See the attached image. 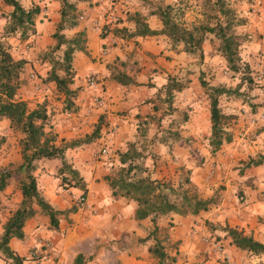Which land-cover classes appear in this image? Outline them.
Wrapping results in <instances>:
<instances>
[{
  "label": "crops",
  "instance_id": "crops-1",
  "mask_svg": "<svg viewBox=\"0 0 264 264\" xmlns=\"http://www.w3.org/2000/svg\"><path fill=\"white\" fill-rule=\"evenodd\" d=\"M77 4L80 19L78 18V24L71 29V33L84 29L86 41L85 53L75 51L72 56L74 76L71 77L68 86L77 90L76 97L73 99L76 111L67 112V116L71 114L72 117L65 120L66 123L64 122L63 126L56 124L53 133L56 134L57 141L65 142L73 137L74 131L79 130L78 127L83 121L100 118L105 121V125L100 126L99 132L103 133L95 144H99L98 147L105 146L108 152L119 150L123 153L126 151L128 143L135 142L137 144L136 138H144L147 135L149 139H153L154 131L159 132L160 125L155 121L160 116L164 118L165 115L160 113L157 105L159 103L166 106V102L163 100V87L167 84L168 79L173 77L174 69L177 70L176 66L177 63H180V57L184 59V52L180 51L177 56L164 35L132 38H120L111 33L101 35L98 26H94L95 21L91 22L90 19H86L85 13L88 12V9L83 10L84 6L80 3ZM237 12L239 11L237 10ZM141 13L146 15V22L150 28H160V23L154 15H147V12ZM237 16L242 17L241 14ZM51 17L50 24L56 23L57 14ZM121 25L130 27L126 23ZM242 25L235 28L236 33L245 34L239 31V27ZM45 28L48 31V27H42V31H46ZM50 39L52 38L50 37ZM203 47L204 45L201 46L202 50ZM112 70L125 73L136 84L122 85L115 82L111 77ZM89 73L96 74L97 82L94 86L85 84V76ZM36 87L38 88V86ZM97 97L100 98L99 103L94 105L93 99ZM85 112L91 113V115L87 116ZM111 125L115 127V131L108 135L109 138H106L105 132ZM141 125L143 128L140 127ZM138 130L143 131L141 135L138 134L139 136L135 135ZM142 140L144 139H140V143ZM176 141L175 144L182 145L184 138L179 136ZM229 142H225V144H229ZM170 143L171 141L163 137L148 141L146 146L152 147L153 145L156 151L163 152V147ZM85 145L83 144V146ZM80 146L67 149L65 157L79 172L84 182L86 190L84 196L89 207L85 208L80 205L74 213H69L66 216L61 215L63 219L59 216L57 229H49L47 218L40 213H35L33 217L25 221L22 227L23 238H11L8 243L15 254L25 258L22 264H73L74 257L78 253L83 257V264H192L199 258L198 254L210 253L212 247L217 252V258L226 264H248L245 260V253L255 257L257 261H260L259 264L264 263V253L251 254L234 247L225 232L218 229L220 225L223 228L226 224L264 243V186H260L261 180L258 177L255 187H245L243 202L235 205L232 203L229 206L216 203L210 206L211 209L208 208L212 211L209 219L218 226V228L209 231L210 234L207 235L213 234L215 237L209 239L204 238V227L201 231V224L197 219L205 211L185 216L174 213L158 215L154 222L149 217L135 219L133 213L137 206L136 202L124 197H112L107 183L103 180L102 176L108 171L110 162L102 159L92 162L88 158L70 157L75 154V150H79ZM260 154L264 155V152H260ZM111 155L113 163L121 166L118 155ZM163 158L166 163H171L170 167L182 163L180 158H173L172 155L165 154L160 157V159ZM14 159L16 163L20 162L19 155ZM44 159L40 158L36 161V169L33 171L38 188L55 208L62 210L65 207H70L81 195L82 190L75 187L59 188V180L54 174L60 162L48 163ZM151 166L153 167V162ZM256 168L264 171V163ZM151 172L155 174L150 178L152 180L166 174V177L176 174L175 169L158 171L157 168L151 169ZM71 195L73 201H71ZM20 198L18 187L12 181L8 182L0 193V205L5 206L3 214L5 216L2 218L0 215V233L3 222L17 206ZM165 222L173 223L175 234H171L170 239L172 241L180 238L181 245L174 248L173 252H169L163 244L168 259L159 263L149 254L147 248L153 244L154 238L157 239L156 232L162 230ZM153 225L157 229L151 234ZM147 236L149 237L146 238ZM219 237H221L222 243H219ZM139 238L146 239L143 242H138ZM32 250L37 253L36 259L28 256ZM0 264L10 263L0 256Z\"/></svg>",
  "mask_w": 264,
  "mask_h": 264
},
{
  "label": "rangeland",
  "instance_id": "rangeland-1",
  "mask_svg": "<svg viewBox=\"0 0 264 264\" xmlns=\"http://www.w3.org/2000/svg\"><path fill=\"white\" fill-rule=\"evenodd\" d=\"M18 1L24 8L33 5L39 7L40 13L35 21L36 32L26 40H19L16 37L0 39L9 45L8 51L13 59H23L25 61L19 75L20 86L17 89L16 98L25 100L29 108L34 107L42 100L46 101L48 117L45 120L44 128L46 131L53 132L56 124L63 126L66 123L65 120L72 117L71 114L67 116V112L63 110V95L56 91L53 83L44 81L50 64L39 57L43 52H47L53 44L50 37L54 31L55 23L50 24L49 20L55 14H57L58 19L59 3L55 0ZM151 1L161 5L169 4L172 7L173 17L185 26L198 24L199 20L202 19V3L205 0ZM79 3L84 6L83 10L88 9V12L85 13L86 19H90L91 22L95 21L94 26H98L100 34L104 33L107 25H112L115 18H123L125 11L138 10L143 13L148 11L140 4L139 0H85ZM231 6L236 14H241L244 19L245 24L239 27V31L245 33L249 38V41L240 44L238 48V72L232 74L227 70L224 60L218 52L219 41L213 35L205 34L202 44L204 45L203 53L199 55L196 52L189 54L184 52V59L180 57V63H177V66L175 65L177 70L174 69L171 80L177 81L184 87L179 91L172 92V100L168 107L165 104L158 103L157 105L160 113L164 114L165 117L161 118L160 116L155 121L160 125V129L159 132L154 131L155 137L153 136V139L164 137L171 143L163 147V152H160L156 151L153 145L152 147L146 146L148 141L153 140L149 139L147 135L144 138H136L137 144L134 142V150L139 154L134 163L144 169L142 173L138 172L137 175L151 178L155 175L152 174L154 172H151V169L158 168V171L162 169L172 171L175 169V175L166 177V174L161 178H155V180L159 182L170 180L176 183L178 177L181 180L187 178L188 184L193 187L200 197L208 198L214 195L218 200L217 205L222 203L223 206L243 202L245 187H255L257 177L261 180L260 186H264V171L256 167L246 168L244 165L248 158L257 157L260 152H264V0H252L251 2L233 0ZM9 10L10 7L4 5L0 0V20L4 23L5 14ZM92 14L95 15L90 16ZM4 23L0 24V33ZM42 27H48V31L45 28L46 31L43 30V32ZM71 31V29H65L62 32L66 36H71ZM172 49L177 55L181 51V45H176ZM55 56L60 57V52L57 51ZM92 74L94 73L85 76V84L88 85L87 80L90 76L95 77V83L97 82L96 74ZM73 76L74 73L71 77ZM199 76H202L205 82L211 85L234 87L239 84L240 86L238 96H219L218 103L221 111L233 116L225 126L232 140L229 144L223 143L215 152H211L208 145V100L204 89L199 84ZM35 86H38V88L35 89ZM97 99L100 98L97 97ZM97 99H93L94 105L99 103ZM85 115L89 116L91 113L85 112ZM94 120L91 118L83 121L78 127L79 130L74 131L73 137L65 142L89 135L97 122L101 126L105 125L103 119ZM140 127L143 128V125ZM173 132L184 138L182 145L175 144L177 137L173 135ZM102 133L99 132L92 142L80 146L79 150H75V154L70 157L88 158L92 162L101 159L110 162L105 175H112L120 166L113 163L111 154L118 155L120 152L119 150L107 151L105 154H101L97 151L99 144L97 145L95 142ZM141 133L143 131L138 130L135 135L139 136ZM157 133L159 135H156ZM21 136L20 132L13 131L8 127L7 119L5 121L0 120V137L3 138V142L0 144V171L7 165L13 169L18 164L14 158L19 155L18 140ZM140 139L144 140L140 143ZM165 154L172 155L176 159L180 158L182 163L170 167L171 163H166L164 158L160 159ZM44 161L48 163L60 162L57 158H45ZM152 162L153 167L151 166ZM57 178L59 180V177ZM11 181L17 187L14 179H8V182ZM59 188L66 189L67 187L59 184ZM70 198L73 201L72 195ZM77 201H79L78 198L75 199V202ZM217 205L214 207L216 208ZM1 208H4V210H1ZM210 209L202 212V215L197 218L202 226V228L200 226L201 231L204 227V238L209 239L214 237L213 234L207 235L210 234L209 231L218 228L209 219L212 214ZM4 213L5 206L0 205L2 218L5 216ZM60 218L63 219L62 216ZM174 227L172 222H165V226L161 228L162 230L156 232L157 239L162 245L164 244L169 252H173L174 248L181 245L180 238L172 241L170 239V235L175 234ZM218 229L221 230L222 226L220 225ZM218 239L220 240L221 237ZM173 243H176V245L174 246ZM219 243H222L221 240ZM216 254L215 248L212 247L210 253L198 254L199 258L192 264H226L218 259ZM207 255L209 257H206ZM28 256L32 258L37 256V253L32 250L28 253ZM245 260L248 264H259L260 262L248 253H245Z\"/></svg>",
  "mask_w": 264,
  "mask_h": 264
},
{
  "label": "trees",
  "instance_id": "trees-1",
  "mask_svg": "<svg viewBox=\"0 0 264 264\" xmlns=\"http://www.w3.org/2000/svg\"><path fill=\"white\" fill-rule=\"evenodd\" d=\"M58 1V20L54 25L51 34L53 40L47 52L39 57L50 64L49 70L44 78L45 82L53 83L57 92L63 95V110L66 112L76 111L73 99L77 90L69 88L72 71V56L75 51L85 53L86 33L79 29L71 36H66L62 31L73 29L78 24L80 16L76 4L85 0H55ZM140 4L147 8V15H154L159 23V29H152L146 22V15L138 10L125 11L124 17H117L112 25H107L104 33H111L120 38H132L135 36L164 35L171 44V47L181 45V51L202 54L201 46L205 34L213 35L218 41V52L224 60V65L232 74L238 72L240 44L249 41L245 34L235 32V28L244 24V19L237 16L231 6V0H205L202 3V19L198 24L185 26L179 23L172 14V7L169 4H158L151 0H139ZM251 2V0H247ZM3 4L10 7L5 14V23L0 33V38L16 37L19 40H26L34 35L35 21L40 13L37 5L24 8L18 0H2ZM126 23V25H118ZM9 45L0 39V120L7 119L8 127L13 131L22 134L18 140L20 162L11 169L8 165L0 171V193L6 187L8 179L16 181L20 192V201L10 212L3 222L0 233V256L8 260L10 264H22L25 258L18 256L9 247L11 238L22 239V227L35 213H40L48 220L49 229H57L58 218L69 213H74L80 206V201L73 202L66 209H57L51 205L43 196L37 186L33 171L36 169V161L40 158L60 160V165L55 176L59 177V184L65 187H75L82 190L81 196L85 195L84 182L79 172L66 159L65 151L83 144L92 142L99 133L100 123L97 122L91 133L83 138L73 139L68 142L57 141L56 134L46 131L45 120L48 117L46 101L42 100L29 108L25 100L16 98L17 89L20 86V72L25 63L23 59H13L8 51ZM59 51L60 57L55 56ZM112 79L122 85H133L135 81L128 75L118 70H112ZM200 86L204 89L208 100L209 135L208 145L211 152H215L220 146L231 140L230 133L225 129L226 124L233 118L231 114L221 111L218 99L219 96L235 97L239 95V84L234 87L224 85H211L205 82L202 76L198 77ZM184 86L177 81L168 79L163 87L166 106L172 100V92L179 91ZM264 129V128H263ZM175 137H179L173 132ZM3 138L0 137V144ZM134 143H128L127 149L118 154V161L122 164L112 175H104L103 180L107 183L112 197H124L134 200L137 204L133 216L135 219L149 217L153 222L158 215L169 213L185 215H196L199 211H205L217 203L214 195L208 198L200 197L193 187L188 184V179L179 178L176 183L167 180L159 182L148 176L137 175L142 173L134 161L139 157L134 150ZM264 163V155L248 158L245 167H256ZM185 184V186H183ZM157 227L153 225L151 234ZM222 230L229 238L230 243L251 254L264 253V243L244 234L241 230L229 227L226 224ZM147 236L146 238H148ZM146 238H139L143 242ZM177 243V242H176ZM176 243H173L175 246ZM149 254L156 258L159 263L168 259L164 246L154 238L153 244L148 246ZM37 257H33L36 259ZM81 254H76L73 264H83ZM90 258V257H89ZM88 258V259H89ZM172 259V258H169ZM264 264V263H261Z\"/></svg>",
  "mask_w": 264,
  "mask_h": 264
},
{
  "label": "built area",
  "instance_id": "built-area-1",
  "mask_svg": "<svg viewBox=\"0 0 264 264\" xmlns=\"http://www.w3.org/2000/svg\"><path fill=\"white\" fill-rule=\"evenodd\" d=\"M115 19H116V18H115ZM92 75H94V74H92ZM87 82H88V85H89V86H94V85H95V77L90 76L89 79L87 80ZM36 88H37V87L35 86V89H36ZM96 99H97V98H96ZM97 100L99 101V99H97ZM114 131H115V127L112 126V125L109 126L108 129H107V131H106V136H105V137H106V138H109L108 135L114 133ZM97 151L100 152L101 154H105V153L107 152V149H106L105 146H100V147L97 149ZM77 198H78V200L82 203V205H83L85 208L89 207V205L86 204L85 196H81V195H79ZM218 250H220V247H218ZM223 258H225V256H223Z\"/></svg>",
  "mask_w": 264,
  "mask_h": 264
},
{
  "label": "clouds",
  "instance_id": "clouds-1",
  "mask_svg": "<svg viewBox=\"0 0 264 264\" xmlns=\"http://www.w3.org/2000/svg\"><path fill=\"white\" fill-rule=\"evenodd\" d=\"M3 23H4V21L0 20V24H3Z\"/></svg>",
  "mask_w": 264,
  "mask_h": 264
}]
</instances>
